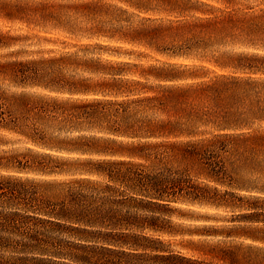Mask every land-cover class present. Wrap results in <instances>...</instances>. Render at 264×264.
Returning a JSON list of instances; mask_svg holds the SVG:
<instances>
[{
	"label": "trees",
	"instance_id": "trees-1",
	"mask_svg": "<svg viewBox=\"0 0 264 264\" xmlns=\"http://www.w3.org/2000/svg\"><path fill=\"white\" fill-rule=\"evenodd\" d=\"M196 1L141 27L102 0L2 3L7 21L79 39L0 53V264H264V0ZM93 24L153 60L83 41ZM28 40L0 28V50ZM195 208L225 216L174 221Z\"/></svg>",
	"mask_w": 264,
	"mask_h": 264
},
{
	"label": "rangeland",
	"instance_id": "rangeland-1",
	"mask_svg": "<svg viewBox=\"0 0 264 264\" xmlns=\"http://www.w3.org/2000/svg\"><path fill=\"white\" fill-rule=\"evenodd\" d=\"M16 2L17 0H0V6L2 5V3L5 2ZM62 2L68 3V0H61ZM104 3L112 6L111 9L112 10H116V13L118 15L121 16V18H123V24H125L126 26H130V27H141V25L143 24V18L144 17H150L152 19L155 18H179L181 20H185L186 18L189 17V10L188 7L194 5V6H199V7H203L201 6L202 4L199 1L196 0H182L181 2H178V9L176 10L177 12L175 13H159L156 11H141V4L140 7H137L133 4L137 3L139 0H130L132 1V3H129L125 0H102ZM192 1V2H190ZM201 1H205L208 3H214L215 1H208V0H201ZM263 0H243V2L246 5H256L259 3H263ZM141 3V0H140ZM151 5L150 7H156V2L155 1H151L150 2ZM221 7H226L225 4H221ZM140 8V9H139ZM192 16H194V18L198 17L200 14L199 13H191ZM190 14V15H191ZM99 19L102 20H107L110 16L109 15H99ZM146 25L149 27H154L156 26L158 23H151V21H146ZM84 25H86L85 27H87V29L90 28L91 23H87L86 21L83 22ZM95 29H98L100 32H97V34L93 35L92 38L90 39H84L83 41L85 42H99V43H103L108 45L109 47H117V46H121V52H126V51H132L133 53H135V55H138L141 53L140 57L141 58H137L136 56H126L125 58L128 60H139V62L141 63H149L151 60H153V58L151 59L150 57L145 58V53H149L151 52L149 49H147L145 46L141 45L139 46H133L127 43H123L122 41H117V40H110L107 37H103L104 34V28L107 26L102 24H93ZM0 28L5 29V30H12V34H14L15 36H28L30 37V40H28V42H26L25 44H19L16 47H13L12 49H7V50H0V53H8V52H12V51H16V50H24L27 51L29 54H34V56L36 54H38L39 52H47L50 50H54V51H58L63 49L64 47H69L70 44L67 43H76L77 40L79 38L76 37H68V35L62 33V31L60 30H56V31H51V32H45L44 30H42L41 28L32 25V26H28L27 24H23L20 22H10L7 21L6 19H4L1 16V12H0ZM110 28V26H109ZM112 29V28H111ZM63 41H66L67 43H63ZM166 43H169L166 41ZM234 44H225L223 46H218V49L221 51H233L234 52H241L242 50H245L244 47H233ZM253 50V49H250ZM232 52V53H234ZM264 52V51H263ZM150 54V53H149ZM154 57H157V55H152ZM164 59H166L164 57ZM181 62H183L182 59H180ZM197 62V61H196ZM212 66V65H211ZM186 213L192 214L195 218H199V219H191V218H181L178 216H174V221L175 222H183L184 227H193L196 224H202V223H214L215 220H209L208 218H219V220H223L225 213L223 211H214V210H209V209H203V208H195L192 211L188 210L186 211ZM223 213V214H222Z\"/></svg>",
	"mask_w": 264,
	"mask_h": 264
}]
</instances>
